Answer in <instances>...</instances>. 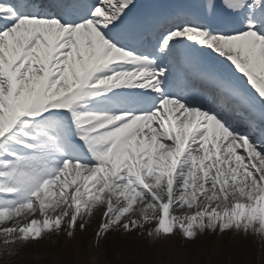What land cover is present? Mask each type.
<instances>
[{
  "label": "snow or ice",
  "instance_id": "6c2138e0",
  "mask_svg": "<svg viewBox=\"0 0 264 264\" xmlns=\"http://www.w3.org/2000/svg\"><path fill=\"white\" fill-rule=\"evenodd\" d=\"M97 216L264 242V0H0L3 255Z\"/></svg>",
  "mask_w": 264,
  "mask_h": 264
},
{
  "label": "rangeland",
  "instance_id": "374dc122",
  "mask_svg": "<svg viewBox=\"0 0 264 264\" xmlns=\"http://www.w3.org/2000/svg\"><path fill=\"white\" fill-rule=\"evenodd\" d=\"M100 223L101 217L97 216L85 231L81 232L77 226L72 239L66 235V231L60 235L45 234L38 240H42L40 245L33 249L46 253L47 264H109L108 260L114 252L115 257H118V252H124L127 255L126 260L134 261L143 255L144 264H220L224 258L226 264H264V242L252 243L249 236L232 233L209 236L206 233L199 236L196 243L185 245L177 233L153 242L146 231L141 233L137 229L127 234L109 233L97 245L96 232ZM82 240L89 241L90 245L87 262L83 255ZM116 262L121 261L118 259ZM40 264H44V260Z\"/></svg>",
  "mask_w": 264,
  "mask_h": 264
},
{
  "label": "trees",
  "instance_id": "16d2710c",
  "mask_svg": "<svg viewBox=\"0 0 264 264\" xmlns=\"http://www.w3.org/2000/svg\"><path fill=\"white\" fill-rule=\"evenodd\" d=\"M212 235H210L209 232V236H214L215 234H220V233H211ZM237 235V233H232V235ZM238 235L244 236L243 233H240ZM184 243L185 245H188L190 243L194 244L196 243L198 239H196L195 241H188L183 239L182 237L178 236ZM245 237V236H244ZM251 242L253 243L254 241H258L255 237L249 236ZM41 241H33V242H29L26 245H24L22 248L19 249V253L15 256H12L11 258L6 257L3 255V244L2 242H0V264H40V262H42V260H44V264L46 263V259H47V255L45 252H39L38 250L33 249L35 246H39L41 243ZM84 240H82V245L84 246V257H85V261L87 262L90 257L89 254V241L85 242ZM64 249H65V245H63ZM226 251V250H225ZM224 252V251H223ZM63 256V254H61ZM121 257V259H120ZM144 256L141 255L139 256L135 261L130 259V260H126L127 259V255L124 252H121L119 254L118 252V257H115V252L114 255L108 260L109 264H144ZM120 260V263H117V260ZM40 261V262H38ZM141 261V262H139ZM222 262L220 264H226V258H224V260H221ZM87 264V263H86ZM146 264V263H145Z\"/></svg>",
  "mask_w": 264,
  "mask_h": 264
}]
</instances>
